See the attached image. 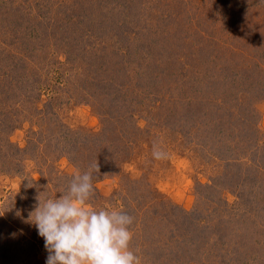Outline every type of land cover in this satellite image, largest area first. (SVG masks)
I'll return each mask as SVG.
<instances>
[{
  "label": "rangeland",
  "instance_id": "obj_1",
  "mask_svg": "<svg viewBox=\"0 0 264 264\" xmlns=\"http://www.w3.org/2000/svg\"><path fill=\"white\" fill-rule=\"evenodd\" d=\"M5 1L13 7L12 0ZM92 1L111 21L76 29V35L82 33L77 36L82 48L75 40L67 43L76 46L75 59L56 41L61 34L57 22L56 32H43L61 16L60 7L81 6V0L13 2L19 5L15 12L28 13L29 29L39 36L32 43L31 34L26 35L19 54L33 55L36 60L20 62L31 68L29 77L41 82L38 113L23 104L25 115L20 114L8 138L27 151L16 167L0 165V264H46L44 239L30 221L38 199L45 196H29L20 205L14 195L35 185L40 193L48 186L50 198H59L71 180L62 175L76 170L66 157L54 158L60 141L44 143L56 122L45 110L47 100L59 88L62 104L55 108L71 129L99 132L106 124L98 112L102 109L107 121L118 119L125 140L120 142L126 150L123 162L94 182L91 205L122 208L134 217L130 248L141 264H264V0ZM4 4L0 0V10ZM68 60L88 67L107 61L118 87L102 83V95L96 94L101 101L90 102L92 93L99 92L97 84L85 82L87 88L78 92L65 88L88 74L83 70L68 80ZM13 61L0 65L16 72ZM87 77L97 82L95 73ZM83 93L90 101L78 98ZM7 106L0 103V112ZM212 114L219 131H207L205 137L200 125ZM154 143L166 159L153 158ZM13 205H19L16 212ZM179 209L191 212L205 234L195 236L193 244L185 240L182 249L184 234L174 229ZM153 247L165 252L164 260L151 257ZM196 250L200 261H189Z\"/></svg>",
  "mask_w": 264,
  "mask_h": 264
},
{
  "label": "trees",
  "instance_id": "obj_2",
  "mask_svg": "<svg viewBox=\"0 0 264 264\" xmlns=\"http://www.w3.org/2000/svg\"><path fill=\"white\" fill-rule=\"evenodd\" d=\"M82 1L83 0H81V6L82 3L84 4V2L86 3L88 2V0H84L83 2ZM101 1L102 3L110 2L108 0H101ZM10 2L12 3V5L10 6L13 7H8L6 1L3 0V3L5 4L4 6H2L3 9L0 10V57H1L0 64L2 63L3 60H14L12 64L14 67L18 66L17 67L18 71L14 72L13 69L11 70L8 68L5 69L4 67H6V65L4 66L0 65V103L8 104L7 108H4V111L0 112V165H3L5 169H10V167L12 166L13 168L16 167L19 164L21 158L23 157L22 156L24 154L23 152L27 151L25 148H20L15 144H13L8 138L11 130L15 128L16 126L15 124L20 119V114L22 115L24 114L25 110L23 111V108H20L23 107V104H28L29 106L26 107L31 109L34 114L38 113L39 109L37 108L35 102L38 100L40 93L36 91V89L38 88L39 83L41 82L40 77L39 78L29 77V71L31 70V68H29L28 65L26 64L22 65V63L20 62V60H36L33 57V55L29 54V56L22 57L19 54V49H22L25 46V44L22 46L21 40L24 39L26 35L28 36V34H31L32 38L30 39L31 40L30 42L32 43H34V41L38 39L39 36L38 34L35 33L34 31L35 29L33 28H30L31 30L29 29V22L25 17V15H27L28 13L25 14V13L15 12V10H19L18 8L19 5L13 4L15 0H12ZM88 4H89L88 6H83L82 8L81 6H75L74 8H72L73 6H66V5L63 8L60 7L61 16L56 15V17H54V19L51 20L52 22L50 21L47 24L46 29L43 32L44 34H46L47 32L51 31V29L52 31L56 32L57 29L56 22H57L58 29L60 30V32L58 33L61 34L59 35L60 37L58 36L56 41L61 43L59 47L63 48L66 55L67 54L71 55L72 59H75L74 58L75 56H79V55H75L76 52L74 53V47L76 48V46L74 45L79 46V41L77 39V36L80 34L82 35V33H79L78 35L75 34V31L78 27L82 29L86 28L87 30L88 28L92 26H96L100 23L111 21V18L109 19L107 18L108 15L106 14L104 15L105 12H103L100 4L98 5L99 8L96 6L97 3H93L92 0L89 1ZM35 5L39 6L40 1ZM112 5L115 6L113 2ZM30 26L32 27L34 25L30 24ZM85 33L87 34H83V35L85 36L87 35V37H91L90 32H85ZM120 38L121 37H119L118 39ZM74 40L76 41V43L73 46L68 47L67 43L69 44V42L71 41L73 42ZM47 41L50 42V40ZM5 43H9V44L6 45ZM79 47H81V45ZM44 49L47 48L45 47ZM2 54H6V57L3 58ZM49 60H50V56H49ZM68 61H71L70 63L71 65L69 66V70L71 71L64 76L67 77L68 80H70L71 78L70 76L78 77V74L83 70L85 72H88V74L83 76L80 82L78 81L77 78L75 81L73 80V85L65 88H72L74 91L78 92L77 90H79V88H84V87L87 88L86 87L87 84L85 82H87L88 85L95 83L99 87V92L98 93L94 92V94L92 93V95H94V99L92 101L88 99L89 94H85V93H83L78 98L90 102L95 101V103H97V101H101L99 100L98 97H96V94L102 95L101 84L104 82L109 83V86H112L113 84V81L111 80L112 76L109 75L110 69L107 67V61L96 60V62L91 63L93 65H91L90 67H88L89 65L88 66L85 65L87 64V62L81 64L79 60H68ZM50 62L51 64H54L55 60ZM58 62L59 61L57 60L56 63ZM75 62L76 65L72 68L73 66L72 64H74ZM47 65H49V63H47ZM41 67L43 68L44 66L39 67L38 65L37 68L39 69ZM112 68H114V64L112 65ZM100 70L102 71V74L100 73ZM92 73H95V75L97 76V80H96L97 82L95 81L93 82V80H91L94 78L87 77L89 74ZM103 73H105V76H103ZM115 85L117 86V84ZM62 89L63 88H59L60 92L58 91L53 93V96H51L47 100L46 107L47 105L49 107H47V109L45 110H47L48 111L47 113L50 115L48 117L50 118L51 116L55 117L54 119L56 120V122L53 124L54 126L52 128V131L47 134V138L44 141V143H47L46 142L47 139L48 140L50 139V141L52 139L56 140L57 142L60 141L61 149L55 147V150H57L55 151L57 156L56 154H54V158H60L61 156L66 157L69 163L73 165L76 169H78L81 173L88 171L90 169V165L97 163L99 167V172L96 173L95 171H93V180H92L96 192L97 189L95 187L94 182L115 172L117 165H119L120 162H123L122 158L120 157L124 156V152H126V150L123 149V147H121L120 142L122 140L125 141L124 136H122L121 134L120 124L118 122V119L115 120L112 119V121L111 120L107 121L110 118L105 117L106 114H105V110L103 109L101 110V112L100 111L98 112L102 120L106 121V124L104 125V127H102V129L99 132H93V131L79 132L63 124L60 118H58L57 109L55 108L57 104L61 103L60 94L62 95L61 93ZM112 98L113 101L111 102H114L115 98L113 95ZM9 104H13L15 106L11 108V106L9 107ZM12 114H16V116L14 117ZM214 116L215 115L212 114V116L208 117L209 121L205 122V126L200 125L202 131L205 132L206 134L205 137H208L207 131L212 134H216L217 132L218 134L220 123ZM205 127L208 128L205 129ZM64 176L68 178V180L72 178V174L66 173L65 175L64 174L62 175V177ZM33 187L34 188L31 187L29 188L28 191L26 190L25 192H23V194L20 192L15 194L14 196H16L15 198L16 204L21 205L23 200L29 199V196H31V200L32 198L38 199L41 198L42 196H47V195L49 196V194L46 193V192L49 193L48 186L45 187L46 189L41 191V193L38 192V188H36L35 185H33ZM53 197L54 196H52L51 198ZM18 206L19 205L17 206L13 205V207L11 206L12 211L16 212ZM179 211L180 209L178 211H175V213L181 215V219L179 221H176L177 223L175 224L174 229L175 231L178 230L182 231L181 233L184 234V237H182L180 240V248L182 249L185 240L188 239L189 242H191L190 244H193L195 242V236L201 237L204 236L205 234L204 231L200 232V230L204 228L201 227L200 225L198 226L195 220L196 217L193 218L191 212L185 210H181L180 212ZM155 240H153V242H155ZM157 243L159 242L157 241ZM161 247L163 248V246ZM19 250H22V248ZM175 253L177 254V256L181 255L180 252H175ZM196 253H198L197 250L195 253L192 252L191 256L193 257L189 258V261H194L197 259H198L197 262L200 261L198 257L196 258ZM154 256L156 258L155 260H162V259L164 260L165 252H163L162 249L160 250L157 249L155 251L153 247L151 257ZM159 263L160 262H155L153 264H159ZM10 264H13V262H11ZM17 264H23V263L20 260Z\"/></svg>",
  "mask_w": 264,
  "mask_h": 264
},
{
  "label": "clouds",
  "instance_id": "obj_3",
  "mask_svg": "<svg viewBox=\"0 0 264 264\" xmlns=\"http://www.w3.org/2000/svg\"><path fill=\"white\" fill-rule=\"evenodd\" d=\"M152 156L163 160L167 153L154 143ZM93 171L99 172L97 163L83 173L74 170L59 198L38 199L30 221L44 239L46 264H141L130 248L134 217L122 208L91 205Z\"/></svg>",
  "mask_w": 264,
  "mask_h": 264
}]
</instances>
